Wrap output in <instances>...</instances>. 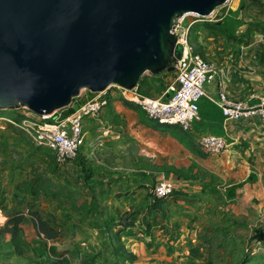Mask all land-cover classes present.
I'll use <instances>...</instances> for the list:
<instances>
[{"label": "crops", "instance_id": "1", "mask_svg": "<svg viewBox=\"0 0 264 264\" xmlns=\"http://www.w3.org/2000/svg\"><path fill=\"white\" fill-rule=\"evenodd\" d=\"M244 9L243 15H247L249 9ZM193 21L190 19L188 26ZM252 23H242L234 30L220 23L228 35L203 26L190 32L195 49L214 64L216 74L205 87L207 96L199 101L201 119L188 133L196 142L205 134L222 136L229 143L226 150L194 154L169 134L140 124L134 110L111 102L102 120L86 121L77 156L56 171L62 176L60 181L80 195L77 212L64 209L57 200L36 199V208L43 216L65 222L61 236L45 239L25 207L22 232L28 249L48 253L55 263L64 264H83L87 257H94L95 264H178L183 258L179 255L198 246L200 233L197 227L184 226L182 219L208 217L215 212L222 215L234 208L229 206L239 208L243 217L244 211L250 210L246 203L260 217L258 205H264V123L253 117L226 120L214 102L221 90L231 99L250 104L264 97V34ZM166 164L190 171L184 176L173 172L176 178ZM88 168L91 175L86 178ZM196 170L212 172L216 178H197ZM161 178L172 180L179 193L168 199L164 216L158 215L151 222L149 235L140 232V222L148 216L156 199L151 189ZM123 212L134 213L130 216L132 225H116ZM119 229L120 245L136 256L132 262L114 254Z\"/></svg>", "mask_w": 264, "mask_h": 264}, {"label": "water", "instance_id": "2", "mask_svg": "<svg viewBox=\"0 0 264 264\" xmlns=\"http://www.w3.org/2000/svg\"><path fill=\"white\" fill-rule=\"evenodd\" d=\"M227 0H0V110L52 116L82 90L133 89L174 71L171 32Z\"/></svg>", "mask_w": 264, "mask_h": 264}, {"label": "rangeland", "instance_id": "3", "mask_svg": "<svg viewBox=\"0 0 264 264\" xmlns=\"http://www.w3.org/2000/svg\"><path fill=\"white\" fill-rule=\"evenodd\" d=\"M228 5L231 8L223 20L207 22L199 17L187 16L183 25L187 27L190 24V19H196L197 24H203L204 22L222 23V25L234 30L240 27L239 25L242 23L251 24L253 22V26L258 29V32L264 34V0H229ZM244 8H247L246 10L249 9L247 15H243ZM225 10L226 8H220L216 12L222 13ZM235 32L236 30L232 32V35ZM193 35L195 36V34ZM193 39L194 37H192V41ZM148 75L149 73H146L144 76ZM167 80L172 86L176 87L175 74L167 76ZM25 113L27 111L24 108L0 110V116L3 117H12ZM17 128L24 131L20 127ZM164 135L166 134L162 136ZM23 136L26 141L31 143L32 147L24 142L21 135L13 131L7 121L0 119V192L4 197V203L0 207L3 215L0 227L4 223V215H7L14 208L24 207L26 201L31 199L29 194L25 192L24 187H22V185L29 183L31 177L44 175L45 178L57 183L62 177L57 172L50 173L44 157L37 152L36 146L33 145L25 131ZM196 143L201 150L198 142ZM201 155H204L203 151ZM166 167H169L168 171L173 173L171 170L172 166L166 164ZM189 171L188 168H181L180 176H184ZM195 174L197 178L205 176L216 178L212 172L202 173L196 170ZM174 176L177 178L176 174ZM71 189L73 191L71 198L66 200V195L62 194L58 197L57 203L62 205L64 209H70L71 212L76 213L77 210L75 208L78 207L77 200L80 195L73 188ZM35 197L40 199L43 196L36 195ZM170 198L172 197L168 199ZM246 204L250 206V210L244 211L243 217L239 215V208L229 206L234 208L224 210L222 215L215 212V214L208 217H186L182 219L184 226L193 229L197 227L196 229L200 233L198 235V246L189 250L188 253H182V256L179 255V257L183 258L178 264H264V205H258L260 217H256L253 213L255 210L252 205ZM226 205L228 207V204ZM231 209L235 211L231 212ZM224 213H227V215ZM65 219L67 218L65 217ZM172 225L171 229L174 228V224ZM168 242H171V237H168ZM249 259L252 260L249 261ZM54 261L55 258L48 253L39 254L35 250L28 248L24 253L17 254L10 243V235L0 232V264H56Z\"/></svg>", "mask_w": 264, "mask_h": 264}, {"label": "built area", "instance_id": "4", "mask_svg": "<svg viewBox=\"0 0 264 264\" xmlns=\"http://www.w3.org/2000/svg\"><path fill=\"white\" fill-rule=\"evenodd\" d=\"M228 2L229 0L223 6L216 8L210 16H192L207 22H218L228 14L231 8ZM220 8H226V10L222 13L216 12ZM185 17L178 18L171 28L176 44L181 47L180 57L175 58L172 64L177 85L169 87L159 97L143 94L138 86L127 89L112 85L98 93L82 90L70 105L73 110L64 117L58 114L52 122L46 121L50 116H37L26 108L24 109L27 113L22 115L21 121L3 116H0V119L23 129L34 145L54 151L59 164H65L77 156L83 144L87 119L102 120L103 111L114 101L120 104L133 103L140 107L149 118L161 124L176 125L184 131H190L201 119L199 101L207 96L205 87L214 79L216 69L212 62L206 60L195 49L191 42L190 26L183 25ZM214 102L226 120L237 121L253 117L264 123V97H261L257 103L250 104L244 100L231 99L221 90ZM198 144L206 154H220L229 145L226 138L211 134L202 135L198 139ZM176 190L175 183L167 178L159 179L151 189L153 196L160 199L172 197ZM2 219L0 210V221ZM5 220L4 215V222Z\"/></svg>", "mask_w": 264, "mask_h": 264}, {"label": "trees", "instance_id": "5", "mask_svg": "<svg viewBox=\"0 0 264 264\" xmlns=\"http://www.w3.org/2000/svg\"><path fill=\"white\" fill-rule=\"evenodd\" d=\"M257 1V0H251ZM243 6V5H242ZM196 18V17H195ZM203 26L208 30L216 31L225 35H228V32L225 27L221 26L219 23H207L204 22L203 24H197L196 19H194L193 23L190 25V32L195 27ZM175 74L174 71H163L157 75L143 76L139 82L138 89L143 94L150 96V97H159L163 92H165L169 87H171V83L167 80V76ZM123 105L128 108L132 109L136 112L138 121L140 124H143L151 129L158 130L164 133L169 134L171 137L177 139L181 144L185 145L192 153L201 155L202 151L197 146L196 141L190 136L187 131H184L179 126L176 125H169V124H161L151 118H149L146 113L138 106L130 102H124ZM73 108L71 106L63 108L57 112H55L52 116H50L46 121L52 122L55 117L60 114L62 117L68 115ZM10 118H13L16 121H21L23 119L22 115H15ZM7 124L12 127L13 131L16 134L21 135L22 138L24 137V131L18 129L16 126L12 125L11 123L7 122ZM24 142L31 146V143L26 141L23 138ZM34 145V144H33ZM36 146V145H34ZM37 152L40 153L44 157V160L48 166L50 173H55L59 169V163L56 160L55 152L52 151L50 148L43 147V146H36ZM172 172L176 174H180V170L172 168ZM91 175L90 169H85L84 176L89 178ZM47 184V187H46ZM26 193L29 194L31 199H28L25 203L24 207L21 208H14L5 215L6 220L3 225L0 227V232L9 234L10 235V243L13 246L14 251L17 254L24 253L28 246L24 242L23 239V232H22V223L25 217V207H27V214H29L32 218L33 225L37 229L38 233L45 238V239H53L61 236L62 226L65 223L63 220L59 222L54 219L53 216L45 217L43 216L38 209L36 208L35 200L38 199L36 195H42L43 198H49L53 200H58L60 195L65 194L66 200H69L73 194L72 189L69 185L62 183L60 181L53 182L51 179L45 178L44 175H35L29 183L22 185ZM179 191L176 190L174 192L175 196ZM172 196V197H173ZM4 197L0 192V207L4 203ZM168 198L160 199L156 198L154 202L151 204L148 210V216L143 217L140 222L139 230L140 232L143 231L148 233L149 235L152 234L151 231V222H155L158 215L164 216L166 205ZM134 214L133 212H123L117 216V223L116 225H120L125 227L127 225H132L133 221L130 220V216ZM64 218L67 216H63ZM120 231L121 229L117 230L115 233V240L116 246L114 247V254L121 258L124 262H132L136 259V256L133 253H128L122 245H120ZM252 259H249V261ZM59 264H64V261H59ZM56 263V264H58ZM83 264H95L94 257H87L84 259Z\"/></svg>", "mask_w": 264, "mask_h": 264}]
</instances>
